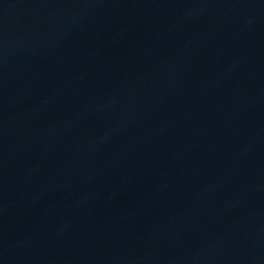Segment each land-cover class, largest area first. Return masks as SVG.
Instances as JSON below:
<instances>
[{
  "label": "water",
  "instance_id": "95a60500",
  "mask_svg": "<svg viewBox=\"0 0 264 264\" xmlns=\"http://www.w3.org/2000/svg\"><path fill=\"white\" fill-rule=\"evenodd\" d=\"M0 264H264V180L148 93L0 27Z\"/></svg>",
  "mask_w": 264,
  "mask_h": 264
}]
</instances>
